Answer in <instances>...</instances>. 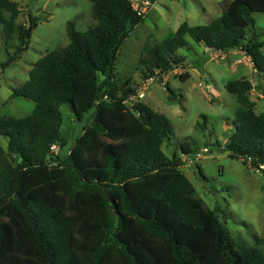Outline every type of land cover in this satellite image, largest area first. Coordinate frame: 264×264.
<instances>
[{
	"label": "trees",
	"instance_id": "obj_1",
	"mask_svg": "<svg viewBox=\"0 0 264 264\" xmlns=\"http://www.w3.org/2000/svg\"><path fill=\"white\" fill-rule=\"evenodd\" d=\"M89 1L95 25L78 31L69 22V44L39 59L13 90L12 99L35 103L33 113L0 116V264H264L263 251L235 239L198 199L183 160L163 151L174 136L171 121L141 101L128 105L138 90L131 80L118 85L120 50L144 18L130 0ZM257 12L264 13V0H233L209 25L183 23L144 48L141 80L163 84L185 66L178 51L190 49L191 39L220 53L240 50L264 81V42L248 36ZM21 13L17 2L0 0L7 51L16 42L3 70L28 50L38 26V18L19 23ZM225 88L240 104L225 151L264 172V113L249 98L253 83L241 78ZM65 104L79 122L94 112L73 148L52 155L54 145L66 144ZM181 150L193 153L187 144Z\"/></svg>",
	"mask_w": 264,
	"mask_h": 264
},
{
	"label": "rangeland",
	"instance_id": "obj_2",
	"mask_svg": "<svg viewBox=\"0 0 264 264\" xmlns=\"http://www.w3.org/2000/svg\"><path fill=\"white\" fill-rule=\"evenodd\" d=\"M13 1L22 10L19 23L29 25L31 18L39 19L28 50L4 70L1 64L14 55L16 42L7 51L0 24V116L23 118L33 113L35 103L24 98L12 99L13 90L29 80V72L39 59L69 44V22H75L78 31H85L95 21L89 0ZM230 1L233 0H157L121 48L115 73L120 79L119 86L131 80L132 86L138 88L134 97L145 95L141 100L128 102L129 106L141 101L171 121L174 136L164 144L163 151L169 157L176 154L183 160L181 171L195 187L198 199L217 212L235 239L244 240L264 253V172L230 158L225 151L234 131L233 119L240 108L237 98L225 88L229 81L251 80L253 90L249 98L255 103L256 113H264V81L251 60L240 50L220 53L188 39L191 48L178 51V55L187 58L185 66L165 76L163 84L155 79L143 82L138 69L147 45L173 37L183 23L209 25L223 14ZM253 18L255 27L248 36L255 34L264 42V13H254ZM187 73L190 79L181 81L179 76ZM167 85L177 99L171 97ZM60 112L61 134L66 144L62 150L59 147L58 153L65 155L83 135L94 111L87 113L82 122L77 121L69 104L61 106ZM1 143L6 148V142ZM182 144H187L193 153L183 154Z\"/></svg>",
	"mask_w": 264,
	"mask_h": 264
},
{
	"label": "built area",
	"instance_id": "obj_3",
	"mask_svg": "<svg viewBox=\"0 0 264 264\" xmlns=\"http://www.w3.org/2000/svg\"><path fill=\"white\" fill-rule=\"evenodd\" d=\"M133 8L137 12L138 16L144 18L148 11L153 8L157 0H130ZM145 97L144 93H140L137 97H132L128 102L133 101L135 98L143 99ZM129 104V103H128ZM59 152V146L54 145L51 149L53 155H57Z\"/></svg>",
	"mask_w": 264,
	"mask_h": 264
},
{
	"label": "crops",
	"instance_id": "obj_4",
	"mask_svg": "<svg viewBox=\"0 0 264 264\" xmlns=\"http://www.w3.org/2000/svg\"><path fill=\"white\" fill-rule=\"evenodd\" d=\"M230 2H231V1H230ZM230 2H228V4H229ZM228 4H227V5H228ZM227 5H226V6H227ZM207 49H208V48H207ZM209 50H210V49H209Z\"/></svg>",
	"mask_w": 264,
	"mask_h": 264
}]
</instances>
